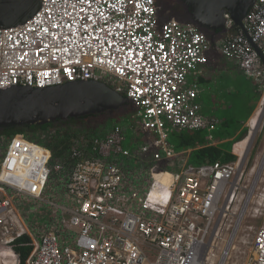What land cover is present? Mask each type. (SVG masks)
Instances as JSON below:
<instances>
[{
    "label": "built area",
    "instance_id": "built-area-1",
    "mask_svg": "<svg viewBox=\"0 0 264 264\" xmlns=\"http://www.w3.org/2000/svg\"><path fill=\"white\" fill-rule=\"evenodd\" d=\"M225 19L228 37L220 51L263 98L264 62L258 50L264 55V0L250 9L243 29L229 15ZM210 49L196 27L161 19L157 0H42L26 23L0 28V90L102 82L128 98L142 129L157 136L155 164L145 175H127L113 162L131 155L119 125L95 138L89 150L82 143L75 147L70 167L52 163L47 147L22 134L8 140L0 156V264H20L16 248L24 245L18 240L26 234L32 249L25 264L226 261L225 250L218 261L214 251L240 189L245 159L179 163L172 172L160 165L167 160L175 167L169 128H216V121L201 113L198 89L188 85L191 74L208 62ZM259 197L264 201V192ZM25 203L49 214L33 233L25 231L20 217ZM262 218L253 264H264V213Z\"/></svg>",
    "mask_w": 264,
    "mask_h": 264
},
{
    "label": "crops",
    "instance_id": "crops-1",
    "mask_svg": "<svg viewBox=\"0 0 264 264\" xmlns=\"http://www.w3.org/2000/svg\"><path fill=\"white\" fill-rule=\"evenodd\" d=\"M227 37L228 35L225 34L216 44L211 45L208 62L194 71L188 80V85L196 87L199 91L197 101L201 107V113L216 121V128L210 132L206 130L191 131V133L201 132L200 135L204 136L205 145L199 144L197 141H189V139L184 141L190 131H177L169 128L170 142L177 153V158L173 163L175 167H169L170 162L167 160L160 162V165L167 171H176L179 163L200 166L199 164L195 165L197 162H194L192 158L194 152L204 146L218 147L239 157L242 155L240 152H244L246 142L252 141L250 139L251 132L260 112L261 117L256 132L261 125L264 115V107L261 104L262 93L253 81L244 76L235 61L222 55L220 47ZM135 113L136 115L127 113L132 114V119L128 123L117 124L124 130L123 147L130 151L131 155L116 157L113 162L124 168L127 175L133 173L145 175L155 164L153 154L156 149L152 147V144L157 140V136L144 131L140 120V126L132 124L134 116L138 117L137 111ZM248 125L249 136L246 134ZM129 134H131L130 137ZM145 146H150L151 150L144 154L141 149ZM170 180V177L166 179L167 185L170 184ZM20 213L23 227L29 233H33L41 227V224L49 216L48 211L44 208L26 203L20 208Z\"/></svg>",
    "mask_w": 264,
    "mask_h": 264
},
{
    "label": "water",
    "instance_id": "water-1",
    "mask_svg": "<svg viewBox=\"0 0 264 264\" xmlns=\"http://www.w3.org/2000/svg\"><path fill=\"white\" fill-rule=\"evenodd\" d=\"M185 9V19L173 18L183 25H192L216 44L228 30L225 15L236 27L243 21L257 0H178ZM42 0H0V28L26 23L40 9ZM166 19V18H161ZM264 62V55L258 50ZM133 104L124 95L102 82H74L44 89L17 86L0 90V130L24 126H44L57 121L116 112ZM123 109V110H122ZM136 110V109H135Z\"/></svg>",
    "mask_w": 264,
    "mask_h": 264
},
{
    "label": "trees",
    "instance_id": "trees-1",
    "mask_svg": "<svg viewBox=\"0 0 264 264\" xmlns=\"http://www.w3.org/2000/svg\"><path fill=\"white\" fill-rule=\"evenodd\" d=\"M173 1L175 3L173 6L175 15L180 19H185L183 7L178 0ZM123 109L129 110L128 113H132L131 104L129 103ZM115 114V118H111L109 113H105L103 115L79 117L78 119L72 118L68 121H57L44 126L30 125L21 128L3 129L0 130V148H4L5 143L16 134H22L28 139L47 147L52 154V163L60 162L66 167H70L73 164L70 158L71 151L80 143H82L85 150H89L91 142L95 138L106 136L114 128V125L128 123L131 120V115H136V113H132L131 115L127 113L119 114V111ZM99 117H106V119L99 121ZM200 133H191L190 131V134L184 138V141L189 139V141H197V143L205 145L204 136H201ZM193 155V161L197 162L195 165L213 164L218 161L225 164L238 160L231 152L213 146H204V148L196 150ZM18 243L24 244L23 246H18L16 252L20 256V264H25L32 249L27 245L30 243V238L23 236L18 240Z\"/></svg>",
    "mask_w": 264,
    "mask_h": 264
},
{
    "label": "rangeland",
    "instance_id": "rangeland-1",
    "mask_svg": "<svg viewBox=\"0 0 264 264\" xmlns=\"http://www.w3.org/2000/svg\"><path fill=\"white\" fill-rule=\"evenodd\" d=\"M135 112L136 110L133 109L132 113ZM104 119L106 117L98 118L99 121ZM132 124L138 126L139 118L134 116ZM249 132L248 125L247 136H249ZM246 144L243 150L244 176L239 182L240 189L230 204L228 218L221 223L218 230L217 247L214 252L218 261L225 250L228 257L226 261L225 258H222L221 261H225L223 264H253V241L257 229L262 225L264 213V201L259 197L264 192V115L252 141L246 142ZM3 151L4 149H0V156ZM253 168H255L254 171H252ZM259 176L262 180L257 183ZM26 204L29 205V203ZM217 228H219V224L214 229V234Z\"/></svg>",
    "mask_w": 264,
    "mask_h": 264
},
{
    "label": "flooded vegetation",
    "instance_id": "flooded-vegetation-1",
    "mask_svg": "<svg viewBox=\"0 0 264 264\" xmlns=\"http://www.w3.org/2000/svg\"><path fill=\"white\" fill-rule=\"evenodd\" d=\"M173 0H157V6L159 10V14L161 18L172 19L175 15V10L173 9L174 6ZM183 11L185 10L182 8Z\"/></svg>",
    "mask_w": 264,
    "mask_h": 264
},
{
    "label": "bare ground",
    "instance_id": "bare-ground-1",
    "mask_svg": "<svg viewBox=\"0 0 264 264\" xmlns=\"http://www.w3.org/2000/svg\"><path fill=\"white\" fill-rule=\"evenodd\" d=\"M261 104H263V107H264V97L261 99ZM261 104H260V106H261ZM260 117H261V112H260V114H259V118L258 119H260ZM258 119H257V121H256V124L253 126V130H252V132H251V136H250V139H253V137H254V135H255V130H256V127H257V124H258ZM241 154H242V157H243V154H244V152H240ZM164 183H166V181H164ZM227 204H228V201H227ZM227 254L225 253V256H226ZM223 262H225V261H223ZM223 262L221 261V264H223Z\"/></svg>",
    "mask_w": 264,
    "mask_h": 264
}]
</instances>
